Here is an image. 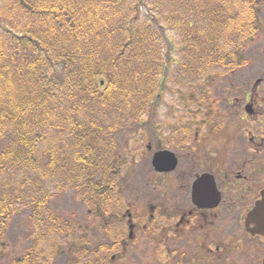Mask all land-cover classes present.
Returning <instances> with one entry per match:
<instances>
[{
  "label": "trees",
  "instance_id": "16d2710c",
  "mask_svg": "<svg viewBox=\"0 0 264 264\" xmlns=\"http://www.w3.org/2000/svg\"><path fill=\"white\" fill-rule=\"evenodd\" d=\"M146 1L0 0V264L21 213L31 243L7 264H54L79 243L72 264H117L125 232L112 201L128 160L119 136L139 133L169 80L181 74L199 84L187 94L202 92L220 66L243 63L262 30L263 0ZM68 191L95 223L56 213ZM98 222L108 242L90 247Z\"/></svg>",
  "mask_w": 264,
  "mask_h": 264
},
{
  "label": "flooded vegetation",
  "instance_id": "af4514ba",
  "mask_svg": "<svg viewBox=\"0 0 264 264\" xmlns=\"http://www.w3.org/2000/svg\"><path fill=\"white\" fill-rule=\"evenodd\" d=\"M177 54L181 62L183 48ZM256 56L250 94L242 87L239 94H232L226 81V88L213 94L219 78L231 71L229 65L220 66L218 78L203 80L207 84L203 93L187 94L198 81H187L180 74L178 106L169 126L151 127L155 111L144 115L143 145H127L128 160L117 175L112 201L111 218L128 229L119 241L122 250L138 234L154 233L155 241L164 245L193 235L202 260L264 264V227L255 232V221L249 218L264 197V44L256 49ZM247 65L239 63L238 70ZM161 153H168L161 157L162 168L172 167V159L176 164L172 169L154 167L153 160ZM124 182L134 184L129 192L132 202L137 188L148 197L143 215L129 199L125 201ZM87 214L94 215L88 209ZM96 214L100 221L107 218L101 211Z\"/></svg>",
  "mask_w": 264,
  "mask_h": 264
},
{
  "label": "rangeland",
  "instance_id": "374dc122",
  "mask_svg": "<svg viewBox=\"0 0 264 264\" xmlns=\"http://www.w3.org/2000/svg\"><path fill=\"white\" fill-rule=\"evenodd\" d=\"M150 1V0H147ZM146 1V3H147ZM148 3L147 5H149ZM150 11V10H147ZM261 25H264V0L261 5ZM167 35L173 43H177L175 46L179 47L180 40H178L179 33L166 30L162 32V35ZM264 44V27H262L261 32L259 33L257 39L247 48L244 55V62L247 63L246 69L239 71V67L234 68L229 72V75L221 77L218 80L217 87L214 90L213 94H216L220 89V92L224 89V81H226L229 89L232 91V94H239V87L245 88L248 94H250L251 84L254 83L255 79V64H256V49ZM170 48H166L168 50ZM179 55L174 56L176 60ZM231 84V85H230ZM226 88V87H225ZM180 91L178 87L172 85L171 81L167 82L165 89L160 95L159 102L155 107V116H153L152 126L158 125V127L169 126L174 122L173 113L177 110L178 99ZM145 124L139 127L137 130L140 134H134L131 130L121 133L119 136L120 151L122 156L124 151L128 149V144L139 143L142 147L143 145V128ZM134 131V130H133ZM131 146V145H130ZM144 148V147H143ZM14 179L10 178L9 182H12ZM140 178H137L136 181H139ZM129 181H131L129 179ZM139 183V182H137ZM139 185V184H138ZM134 184L124 182V191L122 193L125 201L127 199L132 202V197L129 198V192L133 189ZM53 190V186L51 187ZM134 205L136 206L135 210L138 214L143 215L146 208V195L140 189L135 191ZM134 198V197H133ZM138 203V204H136ZM53 207L56 210V213L65 217H74L73 220H78L83 225L92 224L87 221V210L86 207L77 199L75 194L71 191H68L65 194L58 195L53 201ZM134 209V207H133ZM122 228V231L128 235V229L126 226ZM100 226L97 227V230L90 229L86 235V244L90 247H96L106 241V237L103 236L100 232ZM30 235L29 224L27 221V215L21 213L13 218L12 227L9 231L7 237V251L2 253L1 260L9 262L12 257H17L25 253L27 247L30 246L31 241L27 240V237ZM155 234H138V237L135 241H132L127 245L123 250L121 256H117V264H231V263H214L211 261H205L197 257V246L195 244L194 236L181 237L179 239L168 240L164 244H159L155 241ZM80 246L79 244H73L64 246L62 248L63 252L55 258L54 264H72V259L75 258L77 250ZM234 264H250V262L234 263ZM254 264V263H252Z\"/></svg>",
  "mask_w": 264,
  "mask_h": 264
},
{
  "label": "water",
  "instance_id": "95a60500",
  "mask_svg": "<svg viewBox=\"0 0 264 264\" xmlns=\"http://www.w3.org/2000/svg\"><path fill=\"white\" fill-rule=\"evenodd\" d=\"M163 154H168V153H161L159 155H156L154 160H153V165L154 167L158 170L161 171L162 169L169 170L174 167L175 161H172V159H169V164L172 165L170 168H162L163 164L161 162V157ZM249 218L254 220V224L256 225L255 227V232H259V230L264 227V197L263 200L258 202L256 204V207L253 209V211L250 213ZM133 227L131 226V229Z\"/></svg>",
  "mask_w": 264,
  "mask_h": 264
}]
</instances>
